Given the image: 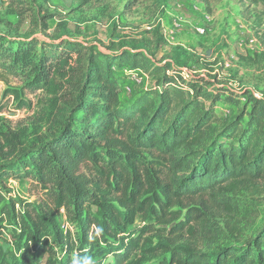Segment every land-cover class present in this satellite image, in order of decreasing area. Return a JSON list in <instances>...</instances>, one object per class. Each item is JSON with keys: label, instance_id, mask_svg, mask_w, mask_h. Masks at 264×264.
I'll return each mask as SVG.
<instances>
[{"label": "trees", "instance_id": "obj_1", "mask_svg": "<svg viewBox=\"0 0 264 264\" xmlns=\"http://www.w3.org/2000/svg\"><path fill=\"white\" fill-rule=\"evenodd\" d=\"M58 41L41 42L35 52L34 39H11L0 33L2 76L15 74L18 65L27 66L35 87L63 89L55 95L61 102L59 130L16 152L2 165L0 178H28L67 210H81L87 201L96 203L98 188L107 183L100 195L118 193L115 199L125 213L109 206V220H86V227L102 226L103 235L120 228L119 223H130L136 212L148 223L143 231L157 230L150 219L170 222L168 208L185 200L192 226L185 229L183 223L189 221H178L169 232L170 243L143 249L152 256L168 251V258L157 264H264V225L244 244L216 245L228 236L212 222L218 214L233 220L234 230H248L256 221L257 208L246 197L264 187V93L235 92L171 63L153 64L140 48L107 57L73 40ZM116 68L136 70L151 84L124 100ZM62 71L67 76L63 86L51 77ZM219 102L234 107L235 116L219 118ZM89 186L97 190H88ZM149 187L159 193L152 191V196L141 199ZM2 189L0 180V200ZM192 201L200 208L192 207ZM40 229H35L38 237ZM183 230L200 245L183 240ZM138 239L115 252V264H123ZM214 245L212 252L202 250ZM21 258L17 264L38 260L25 253Z\"/></svg>", "mask_w": 264, "mask_h": 264}, {"label": "rangeland", "instance_id": "obj_2", "mask_svg": "<svg viewBox=\"0 0 264 264\" xmlns=\"http://www.w3.org/2000/svg\"><path fill=\"white\" fill-rule=\"evenodd\" d=\"M15 1L0 0V33L11 39H34L35 52L39 51L41 42L57 43L58 40L76 41L95 54L107 57L130 52L131 48L137 52L140 48L153 64L171 63L173 67H181L184 73L209 80L214 86L227 85L235 92L247 89L264 93L262 1ZM114 70L122 78L120 94L124 100L133 98L151 84L136 70ZM64 73H54L51 77L63 86L67 80ZM32 80L27 66L18 65L15 74L2 76L0 73V170L20 149L40 144L59 130L61 102L55 95H60L63 89L35 87ZM216 113L223 119L234 117L237 111L219 102ZM0 180L4 196L0 200V260L4 259L6 264H17L24 253L37 256L36 264H71L78 252L92 256L97 264H115V252L122 251L137 236V247L123 264H157L168 258V251L161 250L152 256V252L143 249L162 241L170 243L169 232L178 221H189V224L183 223L185 229L193 224L183 200L168 208L170 222L157 223L150 219L149 223L157 230L143 231L148 223L136 212L130 223H119L120 228L92 240L89 236L94 235L97 225L92 223L86 227V220L94 219L98 223L109 220L106 211L109 206L125 213L115 199L118 193L107 194L108 198L100 195L107 189V183L98 188L96 203L87 201L81 210H67L58 207L46 197L45 190L28 178ZM153 187L141 199L152 196L153 192L158 194ZM88 190L97 189L89 186ZM246 198L257 208L255 223L248 230H234L233 220L216 214L212 222L225 229L228 236L224 241L214 242L216 245L244 244L264 225V187L250 191ZM194 202L190 205L200 208ZM40 227L38 237L35 229ZM181 235L183 240L200 245L199 239L186 230ZM173 244L178 246L181 242ZM216 245L202 250L212 252Z\"/></svg>", "mask_w": 264, "mask_h": 264}, {"label": "clouds", "instance_id": "obj_3", "mask_svg": "<svg viewBox=\"0 0 264 264\" xmlns=\"http://www.w3.org/2000/svg\"><path fill=\"white\" fill-rule=\"evenodd\" d=\"M103 235V227L102 226H95L94 228V235H90L89 239L95 240ZM111 259V257H109ZM71 264H97V261L93 259L92 256L87 254L77 253L71 259Z\"/></svg>", "mask_w": 264, "mask_h": 264}]
</instances>
